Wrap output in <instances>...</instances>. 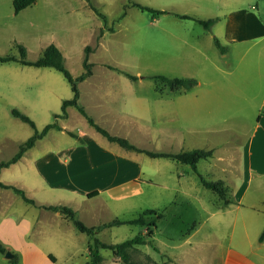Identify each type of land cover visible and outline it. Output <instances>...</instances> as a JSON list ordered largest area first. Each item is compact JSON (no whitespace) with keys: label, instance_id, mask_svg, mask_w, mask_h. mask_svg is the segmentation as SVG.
<instances>
[{"label":"rangeland","instance_id":"obj_1","mask_svg":"<svg viewBox=\"0 0 264 264\" xmlns=\"http://www.w3.org/2000/svg\"><path fill=\"white\" fill-rule=\"evenodd\" d=\"M254 1L245 0L243 4L250 7ZM132 2L165 12L153 14ZM249 7H244L242 16H250ZM217 8L228 9L221 7L219 0H36L14 14L12 1L0 0V55L18 56L19 43L26 49V58L35 60L46 45L54 43L65 67L77 76L83 71L84 47L90 46L92 74L78 82L79 101L111 134L157 151L212 149L210 157L198 160L197 170L206 179L223 180L231 196L227 206L200 183L188 164L143 153L138 154L144 171L135 178L138 191L121 203L106 205L101 221L115 215L131 218L141 209L155 210L148 216V222L157 224L155 228L149 225L151 236L146 234V225L136 224L117 225L99 236L106 243L120 242L139 234L143 227L141 233L149 242L128 249L131 259L141 264H167L168 255L181 264H242L238 253L254 264H264V240L258 239L264 228V170L241 164L242 145L260 114V96L256 88L241 85L239 71L244 65L238 63L235 51L228 54L231 63H221L233 69L227 79L210 63L199 62L198 49L217 62L220 59L211 32L193 19L177 16L206 18ZM260 20L264 25V16ZM238 43L237 47L245 45ZM260 46H264V38L255 45ZM108 65L137 79L131 80ZM154 74L194 77L198 84L190 90L171 91L166 87L159 91L151 77ZM71 96L69 83L52 67L0 63V161L10 158L32 133L28 123L11 114L12 107L30 116L41 129L54 121V113L61 112L62 99ZM69 110L66 127L74 133L84 130L86 119L75 107ZM73 139L76 146L85 143L52 130L45 140L37 142L28 159L38 156L46 146L54 148L55 143L64 145ZM49 156L57 162L53 153ZM178 173L183 174L182 179H178ZM58 178L51 177L53 181ZM159 211L162 217L156 218ZM38 215L42 220L48 217L11 188L0 187V243L6 249L0 252V264H10L5 257L7 251L17 255V264H50L39 254L46 246L24 245L19 236L25 233L23 238L33 242L37 227L32 225ZM14 234L20 238H13ZM86 249L85 233L73 227L67 255L57 264H88ZM101 254V264H124L110 249H102Z\"/></svg>","mask_w":264,"mask_h":264},{"label":"crops","instance_id":"obj_2","mask_svg":"<svg viewBox=\"0 0 264 264\" xmlns=\"http://www.w3.org/2000/svg\"><path fill=\"white\" fill-rule=\"evenodd\" d=\"M219 1L221 7L223 6L228 9L217 8V12L213 16L206 18H218L210 29V37L213 39V36H216L226 47V51L220 52L216 47L220 54L218 62L201 49H198L196 57L199 54V62L210 63L218 75L226 74V79L230 77L233 69H226L221 63H231L228 59V54L231 51H235L234 54L237 56L238 63L244 65V69L241 68L242 71H239L241 85H249L251 90L256 88L257 95L260 96V104L258 107L260 114L256 118L250 135L242 145L241 164L246 167H258L260 170H264V46L255 47L264 38V25L260 22L261 17L264 16V12L257 8L260 0H253L254 3L251 2L250 7L248 3L244 6L243 1L245 0ZM244 7H249L250 16L245 17L241 15L243 9L245 10ZM238 42H244L245 45L243 47H237ZM253 47L256 49L249 55V51ZM210 75H212V72ZM88 78L89 76L84 80ZM210 83H214V80H211ZM217 93L223 95L222 91ZM69 107H67L68 116L66 118H58V123L62 126V129L50 128L17 161L0 169V181L23 188L25 194L33 198L36 203V205L29 204L38 207L39 212L44 211L48 216L43 220L39 215L35 217L32 228H37L36 233L32 237L33 242L23 238V234L25 233H20L19 236L23 239L24 245L30 243L33 246H46L47 248L41 250L39 254L41 258L47 261L50 260V264H57L63 256L67 255V243L68 240L72 241L73 227L75 228V226L70 219L59 211L45 209L37 205L64 204L71 207L75 211L76 216L81 221H84L86 225H98L107 222L99 220L101 214L105 211L106 205L114 202L121 203L123 200L132 197L138 191V185H136L137 181L135 179L137 177L136 175L144 174L143 168L138 162L140 160L138 154L142 152L122 148L118 143L108 140L94 127L89 125L87 121V125H84V130L75 132L84 140V144L76 146L74 139L64 145L55 143L54 148L46 146L48 148L44 147L41 153L36 154L38 156H32L31 159H28V155L37 142L45 140L52 130L67 134L66 131L70 129L66 127L64 121L70 116ZM106 110L111 112L110 108H106ZM70 131L74 132L73 130ZM137 145L140 146L139 144ZM51 153L57 157V162L52 161L50 156L48 157ZM41 159L42 161L38 164V160L40 161ZM57 175H59V178L56 181L65 178L67 184H50V181H53L51 177ZM177 176L178 179H182L183 174L178 173ZM94 190L98 192L96 195L92 197L86 196L88 192ZM94 200L95 203L93 202ZM143 210H139V213ZM115 217L130 219L116 215ZM86 219L92 222H88ZM115 226L117 225L102 228L97 233V236L99 237L100 234L110 232L112 230L110 228H114ZM143 230V227L139 230L141 235L143 234L141 233ZM194 234L195 230L191 233L190 237H193ZM16 236L20 238L16 234L12 237L16 238ZM70 250H72V247L69 248L68 252ZM85 253L88 254L87 249ZM238 256L241 258L242 264H254L247 257L239 253ZM168 257L170 260L167 264H171L172 261L176 264H181L175 262L171 256L168 255ZM152 264H155V262L153 261Z\"/></svg>","mask_w":264,"mask_h":264},{"label":"trees","instance_id":"obj_3","mask_svg":"<svg viewBox=\"0 0 264 264\" xmlns=\"http://www.w3.org/2000/svg\"><path fill=\"white\" fill-rule=\"evenodd\" d=\"M35 1L36 0H12L13 13L17 14L20 10L31 5ZM132 4L141 10H147L153 14L165 12L164 10L155 9L150 6L138 3V2H132ZM100 15L104 19H106V16L104 14L100 13ZM177 16L182 17V18L193 19L197 21L198 23H200L203 26V28L206 30H210L212 25L218 20L217 17L198 18V17L188 15V14H177ZM213 41H214L215 46L218 48L220 52L226 51V47L219 41V39L216 36H213ZM16 47L19 51V55L18 56L13 55V54L0 55V63L13 61V62H18L23 65H33V66H38V67H52L58 70L59 72H61L64 78L67 80L71 88L72 96L70 98L62 99L61 106H60L61 112L54 113L53 114L54 121L46 123L45 125H43L41 129H39L36 126L34 120L30 116H28L26 113L22 112L16 107L11 108V114L14 117L19 118L23 122L28 123L30 127L32 128V133L24 141H22L19 144L17 151L10 158H8L7 160L0 161V169L2 167H7L9 164L17 161L22 156V154L28 148L34 145L37 139L42 138L48 132L50 128H55L59 130L62 129V126L58 123V118H66L68 116L67 107L73 106L78 110L80 114L84 116V118L86 119L89 125L94 127L98 132L104 135L108 140L118 143L122 148L126 150L142 152L152 158L167 157V158L174 159L178 162L188 164L197 173L200 183L204 187L213 190L217 194V196L222 200V204L224 206H227L231 202V196L228 194L226 186L224 185L222 179H216V180L206 179L197 170L198 160L201 158L210 157L213 153L212 149H204V148L197 147V148H192L188 150H180L178 152L157 151V150L147 149V148L138 146L137 144H135L134 142L130 141L129 139L123 136L111 134L106 128L101 126L98 122H96L93 119V117H91L88 114L85 107L79 101L80 94H79V88H78V82L84 80L85 78H87L88 76L92 74V63L88 59V51L90 50V46L88 44L85 45L84 47V57L82 61L83 71L77 76L72 75L71 72L65 67L63 55L60 49L54 43H49L48 45H46L45 48L42 50L41 54L35 60H28L26 58V49L22 44L16 43ZM108 67L122 73L123 75H125L131 80L137 79L136 75L130 72H127L119 67H116L113 65H108ZM151 77L153 78L154 84L159 91L163 90L166 87H168L171 91L190 90L198 83L197 79H195L194 77H186V76H172L171 77L165 74H154ZM66 132L78 138L79 140H82L78 134L70 130H67ZM61 180L50 181V184H55V185L67 184V181L65 178L62 181ZM0 187L11 188L15 193H18L24 199V201L36 205L35 200L33 198L28 197L22 188L3 183L2 181H0ZM97 193L98 192L94 190V191L88 192L86 196L92 197L96 195ZM37 206L43 207L45 209L59 211L65 217H67L68 219L72 221L73 225L75 226L77 230L87 235L88 237L87 252H88V258H89L88 264H101L103 257L100 251L101 249H104V248L110 249L112 253L115 256L119 257L124 264H141L131 259L128 249L132 248L134 244H141V243L149 242L148 239L143 238V235L139 233V234H136L132 238H126L120 242L106 243L97 236V233L102 228L113 226V225L136 224V225H141V226L146 225L147 227L146 234L148 236H151L153 234V230L152 228L149 227V225H152V227L154 228L157 226L154 220H152L151 222H148V216L155 212V210L152 208H146L143 211H141L138 215L130 219H120L118 217H115L107 222H103V223H100L94 226H88L83 221H81L76 216L75 211L67 205L40 204ZM156 216H157L156 218L162 217V212L160 211L157 212ZM258 239L259 241L264 240V228L262 229ZM5 251H6L5 247L2 246V244L0 243V252L4 253ZM9 262L10 264H17V255L12 254V257L9 259ZM162 264H166V263L163 262Z\"/></svg>","mask_w":264,"mask_h":264},{"label":"built area","instance_id":"obj_4","mask_svg":"<svg viewBox=\"0 0 264 264\" xmlns=\"http://www.w3.org/2000/svg\"><path fill=\"white\" fill-rule=\"evenodd\" d=\"M257 8L260 11L264 12V2L263 1H259V4L257 5Z\"/></svg>","mask_w":264,"mask_h":264},{"label":"water","instance_id":"obj_5","mask_svg":"<svg viewBox=\"0 0 264 264\" xmlns=\"http://www.w3.org/2000/svg\"><path fill=\"white\" fill-rule=\"evenodd\" d=\"M5 257H7V258L10 259L12 257V253H10V252L7 251L6 254H5Z\"/></svg>","mask_w":264,"mask_h":264}]
</instances>
